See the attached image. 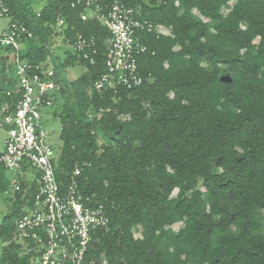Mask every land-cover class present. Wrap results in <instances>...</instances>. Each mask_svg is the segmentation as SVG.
<instances>
[{
  "label": "trees",
  "instance_id": "16d2710c",
  "mask_svg": "<svg viewBox=\"0 0 264 264\" xmlns=\"http://www.w3.org/2000/svg\"><path fill=\"white\" fill-rule=\"evenodd\" d=\"M114 1L2 0L9 24L32 35L22 62L55 70L59 187L80 169V194L108 218L83 264H264V0H119L141 24L142 84L97 92L110 33L94 15ZM57 36L70 50L46 63ZM77 36L94 51L88 58L70 47ZM74 66L83 73L68 81ZM15 79L0 88V116L19 98ZM27 169L15 191L0 160V193L12 196L0 264H31L13 237L38 189Z\"/></svg>",
  "mask_w": 264,
  "mask_h": 264
},
{
  "label": "built area",
  "instance_id": "2783aa9c",
  "mask_svg": "<svg viewBox=\"0 0 264 264\" xmlns=\"http://www.w3.org/2000/svg\"><path fill=\"white\" fill-rule=\"evenodd\" d=\"M97 0H75L93 6ZM95 17L109 31L106 72L93 85L97 92L120 87L132 89L142 84L137 73V58L145 52L135 32L141 28L132 18V10L115 0L110 11ZM8 14L0 0V20ZM83 20L86 16L82 17ZM64 22L59 19L55 30L62 33ZM31 33L23 24L12 22L7 30H0V46L14 51L13 63L18 82L19 98L13 111L0 116V130L4 131V152L0 157L6 171L17 174L23 166L38 173V189L26 213L17 222L13 235L22 244L23 252L31 256V264H83L85 252L98 228H105L108 218L102 205L92 207L90 197L80 194L76 177L80 169L73 171L70 182L63 190L56 180L53 148L47 143L48 133L41 124V107L52 105L51 95L57 86L53 79L55 70L39 64L22 62L20 46L31 39ZM73 52L88 58L85 49L92 51L81 36L74 39ZM68 45V42L65 41ZM94 53V51L90 52ZM7 110V107H6ZM35 178V177H34ZM11 185L19 191L17 180Z\"/></svg>",
  "mask_w": 264,
  "mask_h": 264
},
{
  "label": "rangeland",
  "instance_id": "374dc122",
  "mask_svg": "<svg viewBox=\"0 0 264 264\" xmlns=\"http://www.w3.org/2000/svg\"><path fill=\"white\" fill-rule=\"evenodd\" d=\"M39 7H43V3L39 5ZM11 21L10 17H6L0 20V30H7L9 22ZM23 48V44L20 46ZM0 50V88H3V83L8 79H12L15 82V68L13 63V58L10 54L6 52L9 48L1 47ZM50 51V57L46 63H52V58H57L58 60L62 61L64 59V52L69 51L68 48L63 41V38L60 36L53 37L50 41V45H48ZM83 73V69L79 66H74L71 69L66 71V79L68 81H72L77 79ZM15 79V80H14ZM53 108L51 107H41L40 114H41V124L44 129L48 133L47 143L53 149H59L61 146L60 140V123L58 117L53 115ZM5 137L4 132L0 131V150L3 148V138ZM58 152V151H57ZM55 152V154L57 153ZM5 176L12 182L16 179L15 174L6 171ZM25 176L27 178L34 179L36 176L34 170L27 169ZM11 193H0V223L3 221L5 215H9L11 212ZM28 209V208H27ZM25 209V212L27 211ZM24 210V209H23Z\"/></svg>",
  "mask_w": 264,
  "mask_h": 264
},
{
  "label": "clouds",
  "instance_id": "9594fccd",
  "mask_svg": "<svg viewBox=\"0 0 264 264\" xmlns=\"http://www.w3.org/2000/svg\"><path fill=\"white\" fill-rule=\"evenodd\" d=\"M25 46H23V48H24ZM6 48V47H5ZM21 48V47H20ZM23 48H21V50H23ZM21 50H20V54H21ZM13 55H14V53L11 55L12 56V58H13ZM17 85H18V82H17ZM52 106V105H51ZM50 106V107H51ZM4 134H5V132H4ZM5 138H6V134H5ZM5 138H4V140H5ZM4 140H3V148H5V146H4ZM54 150V149H53ZM3 152H4V149H3ZM3 154V153H2ZM16 180V179H15Z\"/></svg>",
  "mask_w": 264,
  "mask_h": 264
},
{
  "label": "crops",
  "instance_id": "0c3cea01",
  "mask_svg": "<svg viewBox=\"0 0 264 264\" xmlns=\"http://www.w3.org/2000/svg\"><path fill=\"white\" fill-rule=\"evenodd\" d=\"M4 138H5V137H4ZM4 138H3V139H4ZM2 149H3V148H2ZM2 151H3V150H2Z\"/></svg>",
  "mask_w": 264,
  "mask_h": 264
}]
</instances>
